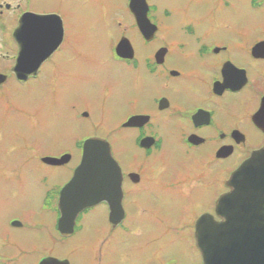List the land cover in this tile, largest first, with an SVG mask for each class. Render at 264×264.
<instances>
[{
	"label": "flooded vegetation",
	"instance_id": "flooded-vegetation-1",
	"mask_svg": "<svg viewBox=\"0 0 264 264\" xmlns=\"http://www.w3.org/2000/svg\"><path fill=\"white\" fill-rule=\"evenodd\" d=\"M69 1L0 0V90L32 84L59 94L56 57L77 44L66 38V28L72 35L75 25ZM103 16L111 20L105 33L110 64L103 67L111 78L99 79L102 73L89 64L68 72L72 83L63 87L68 95L62 108L70 113L74 151L49 158L69 156L57 166L36 158L45 167H71L69 179L44 195L34 210L38 220L0 214V242L7 227L23 231L17 256L31 264H73L70 246L83 237L92 250L89 243L80 264H202L196 220L214 216L217 200L230 192L231 174L253 153L264 152V0H121ZM15 33L22 45L25 33L40 40L35 70L18 67L28 73L24 80L13 72L20 51ZM90 111L97 120L86 126ZM88 139L108 144L121 175L120 203L107 197L79 213L72 232L62 233L59 193ZM3 150L0 198L8 174L21 172L30 158ZM165 210L198 214L172 222L156 215ZM39 214L49 217L48 226ZM183 238L192 241L194 252L185 259L165 254ZM11 261L0 250V264Z\"/></svg>",
	"mask_w": 264,
	"mask_h": 264
},
{
	"label": "rangeland",
	"instance_id": "rangeland-1",
	"mask_svg": "<svg viewBox=\"0 0 264 264\" xmlns=\"http://www.w3.org/2000/svg\"><path fill=\"white\" fill-rule=\"evenodd\" d=\"M121 0H70L66 9L71 10L72 35L66 28L67 41L77 42L70 45V53H59L55 62L58 65L57 87H61L58 95H51L44 89L37 90L32 84L24 87L9 85L0 91V149L12 151L15 156L23 152V157H30L24 161L21 172L7 176L6 188L0 198V214L3 218L17 217L21 220L36 221L39 217L34 213L37 205L41 204L43 197L52 187L63 185L70 176L71 167L52 168L41 165L39 158H51L62 151H71L70 126L71 118L67 110H63L64 100L67 94L65 83H72L68 72L94 66L99 79H110L103 67L109 65L106 61L107 41L109 37L105 33L111 32V20L104 16V12H110L118 7ZM111 16V14H109ZM69 19V18H68ZM67 19V23L69 20ZM76 59L68 61L73 55ZM67 60V61H65ZM61 62V63H60ZM54 63V62H53ZM102 63V64H101ZM53 66L50 65L49 67ZM101 70H99L98 68ZM57 99V101H53ZM90 119L85 121L89 126L96 122L97 114L90 111ZM108 117V116H107ZM3 150V153L5 152ZM1 154V152H0ZM11 154L7 155V161L12 160ZM35 157V158H34ZM14 160H12L13 162ZM59 168L61 166H58ZM132 216V212H130ZM155 214V213H154ZM198 212L165 210L158 211L156 215L163 220L178 221L179 219L193 220ZM40 215V214H39ZM48 226V216L40 215ZM23 231L7 227L3 233V244L0 242V250L9 257L8 264H31L25 259H19L17 254L18 240ZM186 235V234H185ZM184 236V233H183ZM89 240L83 237L75 239L71 247L73 264H80L84 255L89 252ZM90 245V251L92 245ZM109 250H112L111 248ZM119 252L124 247L119 246ZM194 252L192 241L183 238L178 246H172L165 250V254L187 258ZM112 259L108 263H112Z\"/></svg>",
	"mask_w": 264,
	"mask_h": 264
},
{
	"label": "water",
	"instance_id": "water-1",
	"mask_svg": "<svg viewBox=\"0 0 264 264\" xmlns=\"http://www.w3.org/2000/svg\"><path fill=\"white\" fill-rule=\"evenodd\" d=\"M17 36L15 33L20 51L13 72L24 80L36 68L32 62L40 40L34 33H25L22 45ZM20 66L29 68V72H19ZM68 160L69 156H64L59 160L46 158L42 162L57 166ZM120 179L108 144L100 139L85 141L80 164L59 193L61 232H72L77 215L107 197L115 195V200L111 198L110 202L118 206ZM227 185L230 192L222 195L215 205L214 216L218 220L203 214L195 222L194 238L202 264H264V152L253 153L231 174ZM48 261L57 262L49 259L45 263Z\"/></svg>",
	"mask_w": 264,
	"mask_h": 264
}]
</instances>
